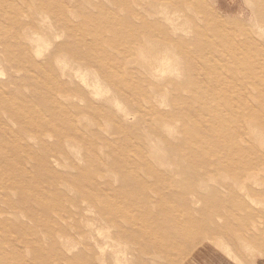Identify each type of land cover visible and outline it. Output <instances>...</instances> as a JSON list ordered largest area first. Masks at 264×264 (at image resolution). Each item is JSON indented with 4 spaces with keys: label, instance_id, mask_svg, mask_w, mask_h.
Wrapping results in <instances>:
<instances>
[{
    "label": "rangeland",
    "instance_id": "374dc122",
    "mask_svg": "<svg viewBox=\"0 0 264 264\" xmlns=\"http://www.w3.org/2000/svg\"><path fill=\"white\" fill-rule=\"evenodd\" d=\"M234 1L0 0V264H264V0Z\"/></svg>",
    "mask_w": 264,
    "mask_h": 264
},
{
    "label": "crops",
    "instance_id": "0c3cea01",
    "mask_svg": "<svg viewBox=\"0 0 264 264\" xmlns=\"http://www.w3.org/2000/svg\"><path fill=\"white\" fill-rule=\"evenodd\" d=\"M229 2H235L234 0H228ZM225 7V6H224Z\"/></svg>",
    "mask_w": 264,
    "mask_h": 264
}]
</instances>
